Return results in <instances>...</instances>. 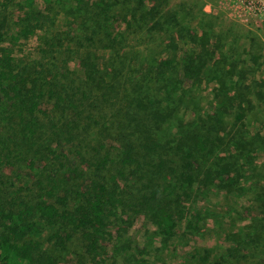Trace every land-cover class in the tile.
Returning <instances> with one entry per match:
<instances>
[{"label":"trees","instance_id":"16d2710c","mask_svg":"<svg viewBox=\"0 0 264 264\" xmlns=\"http://www.w3.org/2000/svg\"><path fill=\"white\" fill-rule=\"evenodd\" d=\"M170 1L0 0V264H143L119 262L130 240L103 244L114 226L146 218L167 246L179 221L198 229L202 213L217 217L196 202L254 184L246 234L227 232L225 253L204 248L194 264H244L264 249V125L248 118L264 103V78L248 76L264 66V42L247 36L246 60L229 66L214 49L218 19ZM60 14L74 31L56 30ZM126 30L166 35L165 56L125 48ZM38 31L42 62L21 66L11 45ZM206 71L214 112L196 106L187 118L185 90Z\"/></svg>","mask_w":264,"mask_h":264},{"label":"rangeland","instance_id":"374dc122","mask_svg":"<svg viewBox=\"0 0 264 264\" xmlns=\"http://www.w3.org/2000/svg\"><path fill=\"white\" fill-rule=\"evenodd\" d=\"M37 1L38 6L42 5V0ZM64 1L70 4L69 0ZM261 1H263L261 10L264 11V0ZM170 2L183 3L186 7L193 8L195 12H192L191 15H197L199 9L211 14L213 18L208 17L207 23L214 25V20L218 19L215 26L219 30L214 33V39L217 40L214 49L217 53L221 49L224 50L229 66L234 62H237V66H241L243 62L240 61V58L242 61L246 60L243 58L246 57L247 36H256L264 42L263 12L262 15H253L252 12L234 5V0H171ZM111 23L122 29L121 20H112ZM69 29L74 31L73 27L68 25L66 17L63 14L58 15L56 30L65 31ZM126 31L124 32L126 41L123 42L125 48L140 50L158 57L165 56L166 35L160 33L149 35L146 32L145 35H137L133 31ZM45 36H47L45 31H38L32 37L20 39L14 45H11L14 48L15 55L19 58L21 66H24V64H27V66L35 65V62L41 64L42 61L37 48L43 43ZM5 43L9 45L8 41ZM179 47L180 50H183L184 48L189 49L191 46L187 47L183 42H180ZM248 65L254 66L251 62ZM69 66L73 69H80L79 63L74 60L70 61ZM227 69L231 70V67ZM248 76L249 78L252 76L264 78V66L258 71H252ZM215 86L216 79L206 71L200 85L185 90L182 107L186 109L187 118L193 117V108L196 106L213 114ZM175 94L177 98L180 97L179 93ZM219 115L227 120L231 119L227 114L220 113ZM248 118L249 126L253 130H261L264 125V103L262 106L255 108L254 111H248ZM259 160L262 159L255 157L254 163L259 162ZM7 169L10 171L9 168ZM18 171L22 173L21 177L23 176L24 182L30 180L32 170L28 165L20 166ZM254 186L245 191H234L228 196L223 191L213 190L204 200L196 202V206L204 211L209 208L212 212L218 213L217 217L209 216L210 214L206 216V213H202V217L198 219V229H187L186 221H179L177 231L167 237V246L162 245L161 235L158 233L157 227L150 220L143 217H137L126 226H114L112 229L113 236L105 240L103 244L112 249L115 243L128 239L131 242V248L121 254V257L118 258L119 262L122 261L121 258L124 255L133 254L139 257L143 264H194L195 257L204 248H210L212 253L217 255L225 253L230 246V242L226 240L227 232L238 230L240 233L246 234L251 218L259 210L256 205H258L257 191L260 186L255 184ZM254 250L253 248L249 249L247 253L249 258L243 261L244 264H259L256 262L257 258H264V249L261 252H259L260 249H256L255 252H259V255L251 260V255H256L253 252Z\"/></svg>","mask_w":264,"mask_h":264},{"label":"built area","instance_id":"2783aa9c","mask_svg":"<svg viewBox=\"0 0 264 264\" xmlns=\"http://www.w3.org/2000/svg\"><path fill=\"white\" fill-rule=\"evenodd\" d=\"M262 4L263 1L261 0H234V5H237V7H241L242 9H246L252 12L253 15H262V12L264 13V11L261 10Z\"/></svg>","mask_w":264,"mask_h":264}]
</instances>
